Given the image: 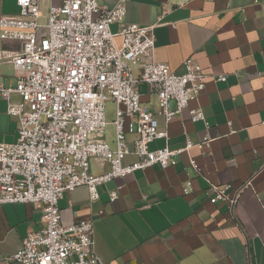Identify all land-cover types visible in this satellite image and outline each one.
Instances as JSON below:
<instances>
[{
  "label": "crops",
  "instance_id": "crops-1",
  "mask_svg": "<svg viewBox=\"0 0 264 264\" xmlns=\"http://www.w3.org/2000/svg\"><path fill=\"white\" fill-rule=\"evenodd\" d=\"M61 4L42 0V11L46 16L51 6ZM99 4L113 7L115 0ZM20 11L17 0H0V17ZM125 22L155 26L156 62L181 75L185 61L192 59L208 76L205 89L189 105L203 111L204 119L197 122L186 109L167 125L155 95L139 85L143 105L155 114L159 132L168 133L172 148L184 147L187 139L208 145L179 155L174 166H154L99 186L95 202L86 186L65 192L59 201L62 225L91 218L95 251L105 264H264V0H129ZM119 30L112 26L113 33ZM2 47L18 49L20 44L9 41ZM221 75L226 81L218 80ZM0 76L4 86H16L12 65L1 64ZM7 109L0 95V143L12 144L18 139V118ZM127 139L133 147L135 135ZM110 145L115 149V143ZM165 145L160 139L150 148ZM137 160L128 155L123 165ZM109 170L108 163L91 160L93 174ZM211 185L228 187L230 199L243 189L236 206L212 204ZM114 190L119 198L111 202ZM41 228L34 205H0V260L6 264Z\"/></svg>",
  "mask_w": 264,
  "mask_h": 264
},
{
  "label": "built area",
  "instance_id": "built-area-1",
  "mask_svg": "<svg viewBox=\"0 0 264 264\" xmlns=\"http://www.w3.org/2000/svg\"><path fill=\"white\" fill-rule=\"evenodd\" d=\"M128 1L115 0L108 7L99 0H62L45 16L42 0H17L20 14L0 17V44H20L18 49L0 48V65H12L17 78L15 87H6L0 76V95L8 115L18 118L17 141L0 143V205H34L42 222L6 264H105L95 251L91 218L62 225L59 201L64 193L86 186L95 202L99 186L154 166H174L179 155L208 145L187 139L184 147L172 148L168 133L159 132L155 114L143 105L140 84L155 95L158 114L169 125L198 99L208 76L192 59L185 61L181 75L156 62L155 26L126 23ZM113 25L120 27L117 34ZM108 102L115 105V149L104 139ZM189 115L193 122L204 119L200 108L189 109ZM128 135H135L133 147ZM160 139L166 145L152 150ZM128 155L138 160L124 166ZM92 159L108 163L110 170L93 174ZM190 163L202 172L195 159ZM248 186L251 181L244 188ZM227 189L211 185L210 202L236 206L243 189L232 199ZM110 198L117 201L119 190Z\"/></svg>",
  "mask_w": 264,
  "mask_h": 264
},
{
  "label": "rangeland",
  "instance_id": "rangeland-1",
  "mask_svg": "<svg viewBox=\"0 0 264 264\" xmlns=\"http://www.w3.org/2000/svg\"><path fill=\"white\" fill-rule=\"evenodd\" d=\"M44 33H45V31L41 30L39 32V35L43 36ZM114 113H115V105L111 102H108V104H107V118H106L107 126H106L105 133H104V139L109 144H112V145H113V143H115V128H114V124H113V121L115 119Z\"/></svg>",
  "mask_w": 264,
  "mask_h": 264
}]
</instances>
